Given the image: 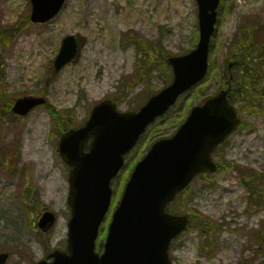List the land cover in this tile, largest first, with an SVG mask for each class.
<instances>
[{"label":"rangeland","instance_id":"rangeland-1","mask_svg":"<svg viewBox=\"0 0 264 264\" xmlns=\"http://www.w3.org/2000/svg\"><path fill=\"white\" fill-rule=\"evenodd\" d=\"M30 14V0H0V253L10 254L6 264H36L51 250H63L70 218L68 170L57 153L61 126L46 108L17 119L8 113L6 102L45 96L57 114L69 115L76 125L109 97L127 112L167 85L159 58L141 81L135 76L147 56L144 50L179 54L196 48L199 41L196 0H67L61 14L45 25L28 24ZM246 21L264 24V0H222L211 45L212 72L148 129L128 156V168L112 184L115 200L121 197L131 164L154 140L174 135L175 122L219 89L228 48ZM71 34L86 40L81 59L54 75L62 40ZM133 36L148 46L139 47ZM203 87L208 93L202 94ZM236 106L246 125L219 151L220 172L196 179L188 195L171 208L197 214L192 228L171 246L174 264H264V251L254 253L258 246L252 242L256 232H264V206L259 208L240 185V176L227 169L236 164L257 173L258 180L251 183L262 186L264 193V104L258 116H248L240 100ZM47 209L57 214L58 222L44 235L37 222ZM203 223L223 224L222 232L215 240L204 238Z\"/></svg>","mask_w":264,"mask_h":264},{"label":"water","instance_id":"water-1","mask_svg":"<svg viewBox=\"0 0 264 264\" xmlns=\"http://www.w3.org/2000/svg\"><path fill=\"white\" fill-rule=\"evenodd\" d=\"M65 1L32 0V21H50ZM220 1L197 0L200 43L187 55L167 59L173 73V83L168 88L153 96L138 112L121 114L116 104L107 100L93 109L85 126L62 136L59 153L71 169L68 205L72 216L67 251L50 254L48 259L54 258L51 264H172L170 244L191 221L189 215L169 214L167 206L197 175L217 171L212 153L240 125L228 98L232 86L194 108L174 138L161 140L152 147L127 185L101 257L95 253V242L110 207L111 182L124 166V156L157 117L166 114L183 93L206 76ZM79 47L77 37L64 40L55 61L57 73L77 59ZM44 104L41 98H24L16 102L13 111L25 116ZM92 136L95 139L91 151L85 153V145ZM55 221V215L47 212L39 227L47 232ZM8 258V254H0V264Z\"/></svg>","mask_w":264,"mask_h":264},{"label":"trees","instance_id":"trees-1","mask_svg":"<svg viewBox=\"0 0 264 264\" xmlns=\"http://www.w3.org/2000/svg\"><path fill=\"white\" fill-rule=\"evenodd\" d=\"M138 44H143L138 41ZM142 47V46H140ZM147 55L143 61V69H147L152 65L154 56L152 50H144ZM164 55V52L163 54ZM238 61L243 64L242 67H236V80L241 83L242 92L236 96V101L240 100L245 106L244 110L249 113L248 116L260 115L262 110L260 109L264 104V89L261 88V81L264 79V24L253 23V21H247L246 24L239 28V32L235 35L232 43L228 48V54L226 57V64L223 70L227 69L229 62ZM162 65V71L165 73L166 84L171 82V75L166 68L164 59H160L158 66ZM140 70L138 69V77L140 78ZM6 94L2 97L6 98ZM13 102H6L8 113L11 112ZM48 110L53 117L57 125L61 126V131H64L68 127L70 122L69 115L57 114V111L48 106ZM71 125V124H70ZM232 170H236L240 176L241 183L248 188L255 190L262 189L254 180H258L257 173L245 169L238 165L230 166ZM204 177V176H203ZM256 183V184H255ZM255 188V189H253ZM209 231L211 229L217 232L216 226L207 225L205 228Z\"/></svg>","mask_w":264,"mask_h":264}]
</instances>
